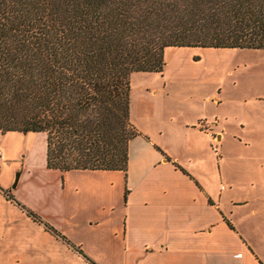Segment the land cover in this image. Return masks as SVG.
<instances>
[{
    "label": "crops",
    "instance_id": "1",
    "mask_svg": "<svg viewBox=\"0 0 264 264\" xmlns=\"http://www.w3.org/2000/svg\"><path fill=\"white\" fill-rule=\"evenodd\" d=\"M217 108L166 123L145 110L124 172L47 167L43 131L0 133V264H264L221 203L238 157L224 142L241 138ZM8 152L19 169L4 175Z\"/></svg>",
    "mask_w": 264,
    "mask_h": 264
},
{
    "label": "trees",
    "instance_id": "2",
    "mask_svg": "<svg viewBox=\"0 0 264 264\" xmlns=\"http://www.w3.org/2000/svg\"><path fill=\"white\" fill-rule=\"evenodd\" d=\"M169 46L264 49V0H0V133L43 131L47 167L124 172L129 76Z\"/></svg>",
    "mask_w": 264,
    "mask_h": 264
},
{
    "label": "rangeland",
    "instance_id": "3",
    "mask_svg": "<svg viewBox=\"0 0 264 264\" xmlns=\"http://www.w3.org/2000/svg\"><path fill=\"white\" fill-rule=\"evenodd\" d=\"M163 57L161 73L129 76L131 123L137 128L145 110H155L156 120L166 123L170 116L188 122L196 112L210 117L218 107L226 117L225 134L241 138L236 146L224 142L227 152L238 157L228 158L223 167L235 183L220 179L221 203L247 247L264 261V49L181 46L165 49ZM207 93L217 95V106L201 101ZM6 154L4 175L18 170L20 162L19 153L12 158L13 152Z\"/></svg>",
    "mask_w": 264,
    "mask_h": 264
},
{
    "label": "built area",
    "instance_id": "4",
    "mask_svg": "<svg viewBox=\"0 0 264 264\" xmlns=\"http://www.w3.org/2000/svg\"><path fill=\"white\" fill-rule=\"evenodd\" d=\"M0 156H1V150H0Z\"/></svg>",
    "mask_w": 264,
    "mask_h": 264
}]
</instances>
